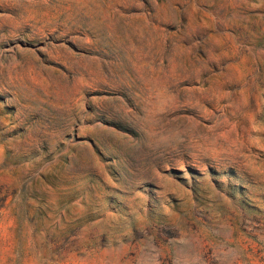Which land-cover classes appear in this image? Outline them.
<instances>
[{
	"label": "rangeland",
	"instance_id": "374dc122",
	"mask_svg": "<svg viewBox=\"0 0 264 264\" xmlns=\"http://www.w3.org/2000/svg\"><path fill=\"white\" fill-rule=\"evenodd\" d=\"M0 264H264V0H0Z\"/></svg>",
	"mask_w": 264,
	"mask_h": 264
}]
</instances>
